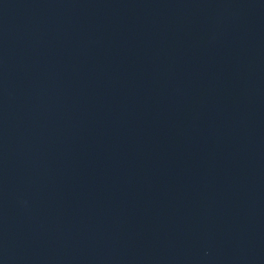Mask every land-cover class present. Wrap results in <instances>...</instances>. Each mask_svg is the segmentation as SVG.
Instances as JSON below:
<instances>
[{"label": "water", "instance_id": "1", "mask_svg": "<svg viewBox=\"0 0 264 264\" xmlns=\"http://www.w3.org/2000/svg\"><path fill=\"white\" fill-rule=\"evenodd\" d=\"M0 264H264V0H0Z\"/></svg>", "mask_w": 264, "mask_h": 264}]
</instances>
